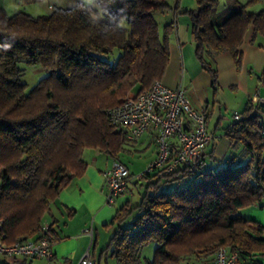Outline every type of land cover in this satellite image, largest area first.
Wrapping results in <instances>:
<instances>
[{
	"label": "trees",
	"instance_id": "obj_1",
	"mask_svg": "<svg viewBox=\"0 0 264 264\" xmlns=\"http://www.w3.org/2000/svg\"><path fill=\"white\" fill-rule=\"evenodd\" d=\"M196 1V10L183 12L191 21L195 57L216 88L217 71L205 55L228 52L238 66L247 28L254 29L253 43L257 36L264 40V9L247 10L262 0L236 3L221 15L214 14L216 0ZM178 10L179 0H82L37 17L0 8L3 243L42 234L59 195L85 172L86 151L126 166L121 158L132 142L110 124L106 111L161 81ZM169 14L172 21L162 23ZM22 64L45 72L29 90ZM261 115L260 106L248 105L227 128L240 152L221 165L191 173L179 168L166 176L144 172L136 181L144 186L139 199L126 202L110 222L103 254L117 264H184L207 260L220 247L236 251L240 264L264 255V227L239 214L264 200ZM150 246L152 255L144 256Z\"/></svg>",
	"mask_w": 264,
	"mask_h": 264
},
{
	"label": "crops",
	"instance_id": "obj_2",
	"mask_svg": "<svg viewBox=\"0 0 264 264\" xmlns=\"http://www.w3.org/2000/svg\"><path fill=\"white\" fill-rule=\"evenodd\" d=\"M79 1L82 0H0V8L9 14L24 12L37 17L50 14L57 8L70 9ZM216 1L214 14L221 15L236 3L245 5L248 0ZM197 8L196 0H179L178 15L169 42L170 60L161 82L169 88L182 84L193 106L205 108L207 131L213 135L212 145L209 146L205 157L211 166H216L221 165L230 155L240 152L239 146L232 147L226 131L235 122L231 118L233 112L241 115L246 106L257 105L254 103L256 96L264 99V47L261 46L264 40L257 36L253 43L251 39L254 29L248 27L238 48L241 54L238 66H235L233 57L228 52L206 54L207 61L217 71L218 82L216 88H213L208 73L201 68L195 57V44L190 32L191 21L188 14L183 12ZM262 9L264 0L247 8L249 12H259ZM172 19L173 14H169L162 17L161 21L171 22ZM155 136L153 133H146L138 141L127 145L124 151L126 157L137 154L138 158L147 159V165L141 170L134 168L133 161L126 164L132 176L141 174L156 157ZM84 161L87 163L85 172L66 187L57 198V204L52 207L51 214L44 217V232L54 243L52 260L47 262L39 258L0 257V264H77L86 251H89L95 261L97 247L103 255L102 249L107 245L114 228L109 225L110 222L126 202L134 203L139 199L144 186L141 187L136 180H131L135 188H129L126 193L117 196L111 206L106 205L103 173L112 162L104 154L91 150L84 153ZM135 190L137 194H134ZM239 214L264 227V200L261 205L243 208ZM49 227L51 232L48 231ZM86 228L93 230L92 241L82 234ZM153 249L152 246L146 247L143 255L150 257ZM198 260L200 259L192 258L184 264H193ZM248 260L252 264H264V255H257Z\"/></svg>",
	"mask_w": 264,
	"mask_h": 264
},
{
	"label": "built area",
	"instance_id": "obj_3",
	"mask_svg": "<svg viewBox=\"0 0 264 264\" xmlns=\"http://www.w3.org/2000/svg\"><path fill=\"white\" fill-rule=\"evenodd\" d=\"M176 15H174V23ZM254 103L262 109V119L258 124L264 141V99L256 96ZM108 121L125 133L126 139L138 141L143 134H155L157 155L153 162L139 175L130 176L127 167L118 161L113 162L103 173L105 179V203L111 206L117 196L128 190L131 180H140L144 172L159 171V176L170 175L179 168L189 173L208 166L205 154L213 142V135L207 131V113L205 108L194 107L182 84L169 88L161 81L137 95H128L125 99L107 111ZM231 118L239 121L240 113L233 112ZM175 142V154L172 156V143ZM2 223L0 221V257L39 258L51 261L53 240L44 232L28 240L14 244L3 243ZM82 234L91 241L92 228H86ZM236 251L220 247L207 260H198L193 264H240ZM77 264H94L89 251H86Z\"/></svg>",
	"mask_w": 264,
	"mask_h": 264
},
{
	"label": "rangeland",
	"instance_id": "obj_4",
	"mask_svg": "<svg viewBox=\"0 0 264 264\" xmlns=\"http://www.w3.org/2000/svg\"><path fill=\"white\" fill-rule=\"evenodd\" d=\"M180 17L181 16H179V18ZM180 22H182V20H180ZM21 68L24 69L22 78H23V81L25 82V84L27 86V90H29L32 87H34L36 85V83L40 79L44 78V76H45V72H44L43 68L41 66H39V65L28 66V65L22 64ZM128 95H132V94H128ZM137 156H139V155L136 154V155H133V157L132 156L126 157L125 155H122L121 160L125 164L131 163V161H133V163L135 165L134 168L136 170H141V168H144L147 165V159L144 158V157L138 158ZM135 157H137V158H135ZM129 188L130 189H134L135 186H133L131 184V182H129ZM134 194H137L136 190H135ZM99 249L100 248H98V247L96 248V252L95 253H96V258L97 259L95 258L96 260L93 261L95 264H117V262H115L114 258L110 257L108 253L102 255L101 254V250H99ZM9 258H11V257H9Z\"/></svg>",
	"mask_w": 264,
	"mask_h": 264
}]
</instances>
